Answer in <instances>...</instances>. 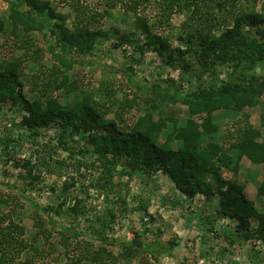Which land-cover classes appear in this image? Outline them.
<instances>
[{
	"label": "rangeland",
	"instance_id": "374dc122",
	"mask_svg": "<svg viewBox=\"0 0 264 264\" xmlns=\"http://www.w3.org/2000/svg\"><path fill=\"white\" fill-rule=\"evenodd\" d=\"M8 1L0 0V22L4 23V30L0 31V63L21 59L25 69L22 76L24 96L32 101L37 93L30 76L41 71L48 75L58 67L49 51L54 37L48 26L44 31L31 33L28 41L31 40L33 48H40L42 53L35 56L29 52L24 57V49L14 47L6 40L10 32ZM49 1L57 14H70L66 1L63 6L58 0ZM126 1L139 3L137 7L133 4L129 8ZM126 1L104 0L105 6L100 7L102 4L97 0H91L88 4L91 9L96 12L101 9L103 13L92 28L108 32L109 36L95 44L92 56L74 62L67 74L85 92H94V100L104 106L105 111L99 110L107 120H114L119 106L131 96H137L139 105L135 112L126 117L125 123L117 120L125 133L131 130L130 126L138 117L145 115L146 109H150L149 92L146 91L157 80L173 79L177 88L188 92L196 90L199 83L217 89L222 83L235 82L241 76V71L230 66L203 67L192 55L189 60L194 69L181 78V72L165 64L154 51L148 50L141 56L130 44L115 48L120 35L135 32L138 15L146 18L153 33L173 49L187 48L188 37H198L199 33L219 37L232 25L231 15L227 14L229 10H255L264 15V0H237L234 9L228 5L223 10L214 6L216 25L208 22L198 33L195 25L189 27L191 9L183 7L190 0H180L179 10L171 16L163 10L169 0ZM217 3L219 0L214 4ZM197 5L201 9V4ZM74 18L71 15L67 22L69 26ZM198 23L201 25L200 21ZM132 57L142 61L133 65ZM249 74L264 77V59ZM67 91H58L56 98L61 106L74 107L77 94ZM158 107L159 110L152 111L155 122L170 117L185 126L190 119L188 107L179 100L174 106L162 103ZM232 112L221 110L214 114L218 131L211 137L202 138L203 148L207 149L208 143L213 142L227 150L232 137L230 132L241 120L260 131V140H264V96L259 105L245 107L235 115ZM27 114L21 108L0 107V217L10 216L13 225L21 229L23 240L19 250L8 246L10 253L15 255L14 264H264L262 241L244 239L236 228L237 221L216 214L217 195L189 197L174 190V184L171 185L163 173L143 171L130 176L123 164L117 167L116 187L105 190L101 175L106 162L92 153L93 148L86 143L85 134H70V129H63L55 121L48 128L36 130L34 135L21 126L23 116ZM193 119L202 124L199 115ZM172 130L173 124L167 123L158 134L157 144L164 150L177 151L182 143L169 140ZM242 158L239 157V162ZM215 165L223 179L236 180L244 186L247 179L239 175V167L234 177L218 161ZM29 170H33L31 176ZM247 193L248 199L256 196L254 190ZM76 199L81 202L78 204ZM260 200L253 204L264 215V201L261 203ZM112 215L111 229L104 230L102 226L108 225ZM256 227L257 221L252 220L251 231L254 232ZM137 240L141 242L140 247L134 244Z\"/></svg>",
	"mask_w": 264,
	"mask_h": 264
},
{
	"label": "trees",
	"instance_id": "16d2710c",
	"mask_svg": "<svg viewBox=\"0 0 264 264\" xmlns=\"http://www.w3.org/2000/svg\"><path fill=\"white\" fill-rule=\"evenodd\" d=\"M58 1L62 6L65 1L67 2L68 8L71 9L70 14L66 16L57 14L49 0L8 1L10 32L6 40H10L14 47L24 49L26 53L24 57L29 52H33L35 56L41 55L42 50L34 49L28 38L31 33L44 31L47 26L50 27L54 43L49 47V51L58 67L50 70L48 75L41 71L30 76L33 78L30 81L33 82L37 93L36 98L30 101L24 96L22 76L25 69L21 59L2 60L0 107L5 106L11 110L21 108L26 111L28 114L23 116L21 126L34 135L36 130L48 128L55 121H58L63 129H70V134H85L86 143L93 148L92 153L106 162L101 175L105 190H113L116 187L114 180L120 164H123L130 176L143 171L161 172L169 178L176 190L186 196L194 197L201 194L209 198L217 195L219 203L215 208L216 214L237 221L236 228L244 239L258 238L264 245V215L257 211L253 202L246 197L244 188L236 180L226 181L215 167V161H218L235 177L238 173L239 157H247L252 163L262 165L264 170V140H260V131L255 130L246 120H241L236 130L230 132L232 137L227 150L213 142L208 143L207 149L202 146L204 136L211 137L218 131V126L213 120L216 112L221 110L241 112L245 107L259 105L261 97L264 96V77L249 74V71L264 59V15L255 10L226 11L231 15L232 25L216 38L199 32L208 22L216 25L217 20L212 12L214 6L223 10L228 5L234 9L237 0H219L220 3L217 4H214L216 0L186 1L183 7L191 9L189 27L195 25L199 36H189L187 40L189 46L185 49L171 48L169 43L153 33L147 19L138 15L135 19V32L126 36L118 35L115 48L130 44L135 46V52L141 56L148 50L154 51L165 64L178 69L182 74L181 78L194 69L189 60L192 55L201 61L203 67L210 69L215 65L230 66L235 71H241V76L235 82L222 83L217 89L199 83L196 90L188 92L177 88L173 79L157 80L150 90L146 91L149 92L147 101L151 102L148 103L150 109H146L145 115L142 118L138 117L130 126L131 130L125 133L120 129L117 120L125 123L126 117L132 111L135 112L139 105L137 96L125 100L115 112V119L107 120L104 113L99 110L101 108L105 111L104 106L94 100V92H85L77 81H71L67 75L74 62L92 56L95 44L102 38H108V32L92 28L95 20L102 17L103 13L91 9L82 0ZM138 3L127 2V6L137 7ZM198 3L204 10L199 8ZM180 6V0H169L164 4L163 10L171 16ZM71 15L75 18L72 26H69L67 22ZM197 21H200L201 25H198ZM3 26L4 23L0 22V31L4 30ZM130 60L133 65L142 61L135 57ZM132 79L133 75L130 76V81ZM62 90H72L77 94L74 107L60 105L55 94ZM70 91H67L68 94ZM176 100L188 107L190 119L185 126H180L178 120L170 117H165L160 122L153 121L152 111L159 110L158 106L162 103L174 106ZM197 115L202 118V124L193 119ZM169 122L173 124L169 140L182 143V147L177 151L164 150L157 144L158 134ZM32 172L33 170H29L30 176ZM257 194L264 197V180ZM80 202L77 200L78 204ZM109 219L108 225L104 223L102 226L104 230L111 229L114 216ZM252 220L257 221L254 232L251 231ZM20 230L13 225L10 216L0 217V264H14L15 255L10 253L8 246L20 249L23 244ZM134 244L136 247L141 246L139 240ZM127 255L129 257L130 253ZM94 259H98V256Z\"/></svg>",
	"mask_w": 264,
	"mask_h": 264
},
{
	"label": "crops",
	"instance_id": "0c3cea01",
	"mask_svg": "<svg viewBox=\"0 0 264 264\" xmlns=\"http://www.w3.org/2000/svg\"><path fill=\"white\" fill-rule=\"evenodd\" d=\"M232 113H231L230 116H233V115L236 114L234 112L233 115H232ZM239 169H240L239 175H241V177H243L244 179H247V180H245L246 182H245L244 186H242L244 188V192L246 193V195L249 196L247 191L254 190V191H256V196H254L253 198L249 197V199L252 202H256L257 199H261L260 201L262 203V201H264V198L263 197H258L257 190H258L259 186L261 185V183L264 180L263 167L261 165H259V164L252 163L246 157H244L239 162ZM172 184L173 183H171V185ZM173 189L176 190L174 187H173Z\"/></svg>",
	"mask_w": 264,
	"mask_h": 264
},
{
	"label": "built area",
	"instance_id": "2783aa9c",
	"mask_svg": "<svg viewBox=\"0 0 264 264\" xmlns=\"http://www.w3.org/2000/svg\"><path fill=\"white\" fill-rule=\"evenodd\" d=\"M83 2H84V4H91V0H82ZM98 1V3H100V4H102L100 7H103V6H105V3H104V0H102V2H100L101 0H97ZM91 7V6H90ZM103 11V10H102ZM97 12H100L101 13V9L100 10H98ZM236 130V128H233L231 131L232 132H234Z\"/></svg>",
	"mask_w": 264,
	"mask_h": 264
}]
</instances>
